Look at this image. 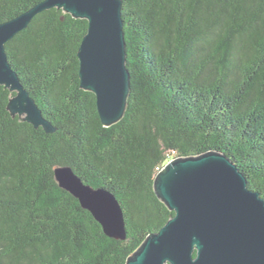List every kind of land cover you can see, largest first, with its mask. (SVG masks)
Here are the masks:
<instances>
[{
	"label": "trees",
	"instance_id": "1",
	"mask_svg": "<svg viewBox=\"0 0 264 264\" xmlns=\"http://www.w3.org/2000/svg\"><path fill=\"white\" fill-rule=\"evenodd\" d=\"M42 1L0 0V24ZM121 1L130 94L109 127L80 87L86 20L46 10L5 45L55 131L12 117L0 86V264H126L174 216L154 191L174 158L222 153L264 200V0ZM58 167L114 195L125 239L59 187Z\"/></svg>",
	"mask_w": 264,
	"mask_h": 264
},
{
	"label": "water",
	"instance_id": "2",
	"mask_svg": "<svg viewBox=\"0 0 264 264\" xmlns=\"http://www.w3.org/2000/svg\"><path fill=\"white\" fill-rule=\"evenodd\" d=\"M121 6V0H44L0 24V86L15 93L7 105L12 117L47 133L55 131L12 70L5 45L37 14L56 8L88 23L77 53L79 81L82 90L95 96L102 125L122 119L130 77ZM54 177L107 237L125 239L123 211L113 194L84 184L70 167L56 168ZM154 191L174 216L126 264H264V200L224 154L208 151L171 159L157 174Z\"/></svg>",
	"mask_w": 264,
	"mask_h": 264
},
{
	"label": "rangeland",
	"instance_id": "3",
	"mask_svg": "<svg viewBox=\"0 0 264 264\" xmlns=\"http://www.w3.org/2000/svg\"><path fill=\"white\" fill-rule=\"evenodd\" d=\"M23 118V117H22Z\"/></svg>",
	"mask_w": 264,
	"mask_h": 264
}]
</instances>
